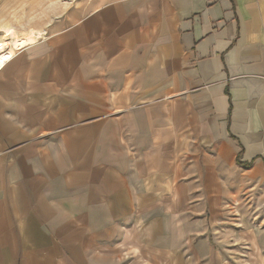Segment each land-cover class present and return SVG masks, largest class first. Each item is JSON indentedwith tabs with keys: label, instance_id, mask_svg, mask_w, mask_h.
<instances>
[{
	"label": "crops",
	"instance_id": "crops-1",
	"mask_svg": "<svg viewBox=\"0 0 264 264\" xmlns=\"http://www.w3.org/2000/svg\"><path fill=\"white\" fill-rule=\"evenodd\" d=\"M0 55V264H264L216 244L264 176V0H94Z\"/></svg>",
	"mask_w": 264,
	"mask_h": 264
},
{
	"label": "rangeland",
	"instance_id": "rangeland-1",
	"mask_svg": "<svg viewBox=\"0 0 264 264\" xmlns=\"http://www.w3.org/2000/svg\"><path fill=\"white\" fill-rule=\"evenodd\" d=\"M92 3L94 0H0V50L13 49L2 40L7 28L19 34L34 29L44 36L69 25ZM226 180V213L216 244L239 246V261L246 262L244 247L258 244L264 235V176L231 168ZM226 251L224 257L230 258V250Z\"/></svg>",
	"mask_w": 264,
	"mask_h": 264
},
{
	"label": "bare ground",
	"instance_id": "bare-ground-1",
	"mask_svg": "<svg viewBox=\"0 0 264 264\" xmlns=\"http://www.w3.org/2000/svg\"><path fill=\"white\" fill-rule=\"evenodd\" d=\"M41 34V31H35L34 29L19 34L15 29L7 28L2 36V40L6 45L19 49L29 43H34L38 37H41ZM3 64L0 65L3 66Z\"/></svg>",
	"mask_w": 264,
	"mask_h": 264
},
{
	"label": "built area",
	"instance_id": "built-area-1",
	"mask_svg": "<svg viewBox=\"0 0 264 264\" xmlns=\"http://www.w3.org/2000/svg\"><path fill=\"white\" fill-rule=\"evenodd\" d=\"M2 66L0 65V68H1Z\"/></svg>",
	"mask_w": 264,
	"mask_h": 264
}]
</instances>
